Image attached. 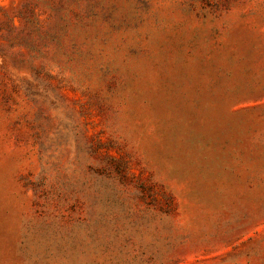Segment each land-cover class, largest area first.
<instances>
[{
  "label": "rangeland",
  "instance_id": "rangeland-1",
  "mask_svg": "<svg viewBox=\"0 0 264 264\" xmlns=\"http://www.w3.org/2000/svg\"><path fill=\"white\" fill-rule=\"evenodd\" d=\"M0 264H264V0H0Z\"/></svg>",
  "mask_w": 264,
  "mask_h": 264
}]
</instances>
